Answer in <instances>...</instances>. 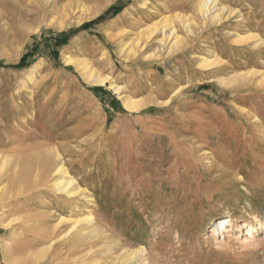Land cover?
I'll return each instance as SVG.
<instances>
[{
  "label": "rangeland",
  "instance_id": "obj_1",
  "mask_svg": "<svg viewBox=\"0 0 264 264\" xmlns=\"http://www.w3.org/2000/svg\"><path fill=\"white\" fill-rule=\"evenodd\" d=\"M197 1L0 0V264H264V0Z\"/></svg>",
  "mask_w": 264,
  "mask_h": 264
},
{
  "label": "bare ground",
  "instance_id": "obj_2",
  "mask_svg": "<svg viewBox=\"0 0 264 264\" xmlns=\"http://www.w3.org/2000/svg\"><path fill=\"white\" fill-rule=\"evenodd\" d=\"M217 4L218 3L216 2V0H198L196 2L197 12L200 14V16L201 15L202 16H205V17L206 16H209V17L211 16V19L212 18L213 19H217L219 17V14L216 12L218 10ZM177 17H178L177 19H180V21L184 24V26L187 29H189V24H190L189 21L190 20L186 19L183 16H179V15H177ZM209 17H208V19H210ZM166 28H167V30L170 31L169 32L170 34L167 37L168 38L171 37L172 41L174 40L173 43H175L176 42V38H177V36H175L176 35V30L174 28V25H172V23L170 22V19H168V18H166L164 20L163 25L161 26L160 29L162 30V32H165ZM156 30H157V27H153L151 29V32H155ZM254 38H256L255 35H246V36H240L239 35V36L236 37V43H238V44H240V43L242 44L243 43V45H244V43H246V42H248V41H250V40H252ZM215 64H218V62L215 61V60L206 61V59H203V61L199 65H200L201 68H210V67H212ZM75 67L78 68V70L80 71V74L82 76L81 78H83L82 80L90 83L93 86H103V85H105V83L107 81V77L106 78L101 77L100 73L96 72L92 68V66H89L88 63H86V62H80V63L76 64ZM239 77H241L242 80L244 78H247L249 81L250 80H254V79H257V80H259L261 82L264 81V73H263V71L260 72V71H256V70L253 71L252 70V71H248L246 74H243L241 76H238V78ZM229 78H225V79L220 80V83H222L224 86L227 87L228 85H230V83L232 81L235 80V79H229ZM247 79L246 80L244 79L243 81L245 82V81H247ZM236 80H237V78H236ZM238 81H239V79H238ZM239 82H241V81H239ZM234 84H235V82L233 83V86H235ZM251 84H254V83H251ZM260 85L262 86V84H260ZM230 86H232V85H230ZM236 88H238V87H236ZM226 89H228V88H226ZM233 90H234V88H233ZM237 92H238V90H237ZM123 104H124L125 109L128 110V111H130V112L131 111H133V112L134 111H139V109L141 108V105L138 103V101L132 100L130 98L129 99H126L123 102ZM53 152L54 153L52 155L54 157V160H53L54 170L52 172H53V176H55V177L57 176L56 180L54 181V186L56 187V189H57V191L59 193H64L67 196H72L73 194L77 193V190L79 188H74V186H73L74 185V180L72 179V177H70V175L66 171L64 165L63 164H58V161L57 160L59 159L60 155L59 154H55V151H53ZM3 164L4 163H2L1 165H3ZM3 167H4V165H3ZM27 177H28V174H27ZM34 187H35V185H34ZM89 217L90 216H84L83 218L81 217V219H78V218L77 219H73L71 221L72 226L70 225L71 228L68 230V232H66V234H68L73 228H76L75 226L78 225L79 223H81L83 221H87ZM61 221H66V220H65L64 217H61ZM230 222H232V219L230 217L220 219L218 225L220 226L221 231H225L226 227L228 226V224ZM258 222H261V221L258 220ZM261 224H262V222H261ZM247 227L251 231L254 229L251 224L249 226L247 225ZM249 235L251 236V233ZM130 257H132V256H130ZM142 257L143 256H141V258Z\"/></svg>",
  "mask_w": 264,
  "mask_h": 264
}]
</instances>
